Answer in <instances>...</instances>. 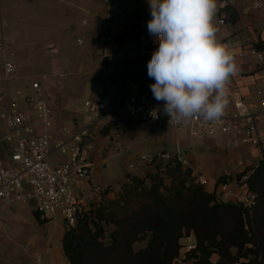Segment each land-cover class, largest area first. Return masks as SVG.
Here are the masks:
<instances>
[{
	"label": "crops",
	"instance_id": "1",
	"mask_svg": "<svg viewBox=\"0 0 264 264\" xmlns=\"http://www.w3.org/2000/svg\"><path fill=\"white\" fill-rule=\"evenodd\" d=\"M50 1L0 0V45L4 44V50L0 48V138L7 132L1 115L11 107L8 92L14 93L17 89L28 88L33 81H39L48 103L54 110L56 126L60 127L59 125L69 119L71 122L67 124L68 127L79 128L87 121L84 101L100 100L104 85L109 82L112 92L116 95L115 123L122 125L125 130L120 145L130 149V154H115L110 141L112 128L100 130L95 139V150L90 153V158L96 165L91 180L93 184L109 186L113 184L114 178L135 175L136 173H131L128 163L136 162L141 165L143 171L146 164L138 160L139 153H157L167 150L168 147H175L177 142L189 161L188 167L192 175L196 178L203 175L207 179V185L204 187L210 192L214 191L221 175L235 178L246 166L254 163H245L243 160L248 157L247 151L252 147H236L233 135L191 141L190 138L193 137L175 131L166 120L157 124L140 125L130 118L127 111V85L130 79H135L142 85V93L147 95L150 103L162 108L164 103L154 99L150 90L154 80L147 74V63L158 48V43L147 30V22L151 19L148 0H118L120 8L117 12L108 10L105 0H55V4ZM219 5L217 0V8ZM9 10H14L12 20ZM7 13L11 22L33 19L46 27H52L54 24L55 30L46 32L45 50L49 53L59 51L60 41L56 34L60 28L68 31L81 25L92 27L91 30L95 31L92 32L91 43L95 47L97 63L92 60L88 49L82 50L74 58L75 61L71 65L74 70L69 72L70 74L57 71L54 67L51 78L43 74L40 80L26 68L27 63L32 60L30 53L26 52V49L20 53L15 48L18 39L7 31L8 19L5 20L4 17ZM219 15L226 16L227 25L217 32V38L227 45L231 52H237L239 46H257L264 50V12L247 11L237 4L220 9L219 13H215L213 21H216ZM106 35L113 36L112 48L118 52L111 72L105 71L98 56ZM77 43L83 45L84 41L78 38ZM5 58H11L17 67L16 73L10 79H5L2 71ZM235 61L239 71L228 84L230 102L227 110L232 109V101L238 96L245 98L256 108L259 104L256 91L264 87V64L258 65L249 57H236ZM57 62V59L54 60L53 65ZM73 74L77 77L74 85L78 83L79 88L66 92L65 83ZM96 77H99V80ZM22 103L20 100L19 106L30 112L29 107H23ZM98 150L104 151L102 156L98 155ZM260 153L262 152H259V157ZM123 165H126L127 169H124ZM114 184L117 185L116 182ZM34 207V203L0 207V264H71L65 255L62 242L66 228L65 220L60 216L62 223L55 231L50 230L51 222L47 221L48 218L43 223L32 219Z\"/></svg>",
	"mask_w": 264,
	"mask_h": 264
},
{
	"label": "built area",
	"instance_id": "2",
	"mask_svg": "<svg viewBox=\"0 0 264 264\" xmlns=\"http://www.w3.org/2000/svg\"><path fill=\"white\" fill-rule=\"evenodd\" d=\"M219 2L216 14L228 5L237 4L247 11L264 12V0ZM105 3L112 12H117L120 8L118 0H105ZM213 23L219 31L227 25L226 16L219 15ZM112 42L113 36L106 35L105 43L98 52L107 72L113 71L118 56V52L112 48ZM0 48L4 50L3 43ZM239 48L237 52H232L234 58L249 57L258 65L264 64V50L257 46ZM2 71L5 79H10L16 73L17 67L11 58L4 59ZM127 86L131 92L127 100V111L130 118L140 125L157 124L167 120L175 131L187 133L193 138L233 135L240 145L261 150L260 159L255 165L260 161L264 162V136L260 132V127H264V87L256 91L259 99L256 108L245 98L238 96L232 101V109H226L219 122H204L200 118H194L187 123H178L170 121L162 107L148 101L147 95L142 93V85L137 80L130 79ZM28 90H31L32 94L28 93ZM8 97L11 107L1 115L7 132L0 138V207L33 202L42 219L59 214L66 225H74L78 215L86 211L91 204L103 201L104 189L91 181L96 165L90 158V153L95 150L94 143L99 131L111 127L110 141L115 154H130V149L120 145L125 130L122 125L115 123L117 104L111 83H105L100 100L84 101L87 121L79 128L56 126L54 110L48 103L39 81H33L28 88L17 89L14 93L8 92ZM20 100L29 107L30 112L19 106ZM97 153L102 156L104 151L98 150ZM137 158L153 167L166 163L189 166L179 142L173 152H141ZM128 166L132 170L138 168L134 161H130ZM248 174L249 172L243 171L240 177L227 178L216 184L214 192L217 201L231 202L252 212L258 204V195L249 189ZM196 181L201 186L207 185V179L203 175L197 176ZM186 239H194V243L183 244L182 254L197 247L192 235ZM172 264L193 262L177 257Z\"/></svg>",
	"mask_w": 264,
	"mask_h": 264
},
{
	"label": "trees",
	"instance_id": "3",
	"mask_svg": "<svg viewBox=\"0 0 264 264\" xmlns=\"http://www.w3.org/2000/svg\"><path fill=\"white\" fill-rule=\"evenodd\" d=\"M165 167L169 186L158 175L150 176V185L133 177L118 198L95 208L91 204L74 225H66L62 242L71 264H172L177 257L193 264H264V257L258 261L264 252V206L257 209L264 201V162L247 170L249 189L258 195L252 212L217 201L191 169L179 163ZM227 178L221 175L217 184ZM102 221L114 225L108 241L101 239ZM190 235L197 247L182 254L181 240ZM144 239L147 245L135 249Z\"/></svg>",
	"mask_w": 264,
	"mask_h": 264
},
{
	"label": "clouds",
	"instance_id": "4",
	"mask_svg": "<svg viewBox=\"0 0 264 264\" xmlns=\"http://www.w3.org/2000/svg\"><path fill=\"white\" fill-rule=\"evenodd\" d=\"M149 35L158 48L147 63L150 90L170 121L219 122L239 67L213 23L217 0H148Z\"/></svg>",
	"mask_w": 264,
	"mask_h": 264
},
{
	"label": "rangeland",
	"instance_id": "5",
	"mask_svg": "<svg viewBox=\"0 0 264 264\" xmlns=\"http://www.w3.org/2000/svg\"><path fill=\"white\" fill-rule=\"evenodd\" d=\"M50 2H52V4H55V0H51ZM8 13H10V15H11L10 19L12 20V14L14 13V10L13 11L9 10ZM8 13L6 15H4L5 20L8 19V21L6 22L7 23L6 28H7L8 33H10L12 37L16 36V38L18 39L17 44H15V48L17 49V52L22 53V51H24V49H26V52L28 51V53H30L29 57L32 60H30V63H27L26 68L32 74L37 75L40 78V80H42L43 74H46L45 75L46 77L48 76L49 78H51L52 77L51 74L54 71V67L57 68V71H64L67 73L73 71L74 69L71 66L72 62L75 61L74 58H76L78 56L79 52L82 50L88 49V51L90 52L92 60L95 63H97L96 57H95V47H94V45H92L93 42L91 39V37L93 35L92 32L95 31V30H93V31L91 30L92 27H85V26L81 25L75 29L70 28L68 31H66L65 28H60L56 34V38L60 41L59 51H57L55 53H49V51L45 50V38L47 35L46 32L55 30L54 24L52 25V27H46V26L40 24L39 22H36L33 19H31L30 21H26V20L20 21L19 20L18 22H11L9 20V17H7ZM78 38L83 39V41H84L83 45H79L77 43ZM56 59L58 62L56 65H53V62ZM76 79H77L76 75L73 74L70 76L69 80L66 81L65 86H64V90L66 92H72V91H75L79 88L77 86L78 83H75L76 85H74V81H76ZM96 79L99 80V77H96ZM27 92L32 94L31 90H28ZM129 93H131L130 90H128V96L130 95ZM88 98H89V96H88ZM22 106L26 107L27 105L22 103ZM84 115H85V113H84ZM64 122H65L64 124H61L62 126H67V124H70L71 121L68 119V120H65ZM55 124H56V120H55ZM168 124H169V122H168ZM61 125H59V126H61ZM260 132L264 136V127H260ZM215 137H218V136H215ZM190 139H191V141H200L201 140V138H199V137L194 138V140H193V138H190ZM234 145L238 148L240 147L239 141L237 139H236V142H234ZM262 148L264 151V143L262 144ZM167 150L173 152L175 150V147H173V146L168 147ZM260 151L261 150L260 149L257 150V148L256 149L252 148L251 150L247 151L248 157H246V158L244 157L243 160L245 161V163H247L249 161H252L254 163H251L248 166H246L243 171L249 172L250 171L249 169L253 165H255V162L259 161V159H260L259 152ZM147 153H149V152H147ZM260 155H261V153H260ZM60 158H64V157L60 156ZM165 165H167V163ZM165 165L157 168V167H153L150 164H146L145 169H143V171L141 169V165H138L137 169H135V170L131 169V171H132L131 173L134 172L137 175L135 174V175H132L129 177L119 176V178H114V180L116 179L115 182L117 185L114 184L115 183L114 180L112 182L113 184H111L109 186L100 185L104 189L103 201L96 202V204L92 205L91 207L94 206V208H95L99 204H102V203H105L107 205V203H109V201L118 198V195L122 193L125 186L127 184L132 183L133 177L139 178V179L145 181L148 185H150V183H151V177L150 176L151 175H153V176L158 175V177H161L162 180L164 181V183L169 186L171 184V177L168 176ZM172 165H174V164H172ZM122 167L124 169H127L126 165L125 166L123 165ZM182 168L183 169H189L188 166H182ZM247 170H249V171H247ZM237 176H238V174H236V177ZM124 180L125 181L127 180V182H125ZM112 192H113V194H110ZM32 204H33V202H32ZM263 206H264V201L261 200L260 205L257 209L259 210ZM91 207H89L88 210ZM31 217L34 221H39L37 219V217L35 216V214L34 215L32 214ZM59 217H60L59 214L47 216V218H48L47 221L51 222L50 227H49L50 230L52 229L55 231L58 228V226L62 223L61 219ZM49 219H51V220H49ZM39 222H41V221H39ZM41 223H43V222H41ZM100 223H101V225L104 226V235L101 239L104 241H108L109 236L114 229V225L112 223H106L105 221H102ZM192 237L194 238L193 235H192ZM193 240H188L185 237L181 240V243H182V245L189 243V242L194 243ZM147 242H148L147 239H144V240L136 243L134 245L135 249L145 247L147 245ZM263 257H264V252H262V254L259 255L258 261L259 262L263 261ZM216 259H217L216 255L212 256L213 261ZM8 261H9V259H8ZM7 264H9V263H7Z\"/></svg>",
	"mask_w": 264,
	"mask_h": 264
}]
</instances>
